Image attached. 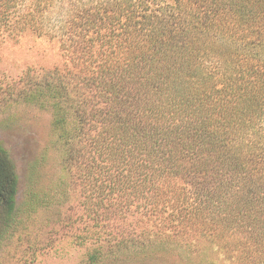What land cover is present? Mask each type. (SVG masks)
Returning <instances> with one entry per match:
<instances>
[{
	"label": "trees",
	"instance_id": "1",
	"mask_svg": "<svg viewBox=\"0 0 264 264\" xmlns=\"http://www.w3.org/2000/svg\"><path fill=\"white\" fill-rule=\"evenodd\" d=\"M19 2L0 0V24ZM75 2L54 23L69 62L0 84L5 106L50 111L62 170L46 184L38 159L20 204L0 144V246L28 236L37 213L76 184L82 212L64 223H82L73 240L94 244L90 264L140 248L153 256L147 224L165 225L163 215L264 264V0ZM41 3L21 14L37 30Z\"/></svg>",
	"mask_w": 264,
	"mask_h": 264
},
{
	"label": "rangeland",
	"instance_id": "2",
	"mask_svg": "<svg viewBox=\"0 0 264 264\" xmlns=\"http://www.w3.org/2000/svg\"><path fill=\"white\" fill-rule=\"evenodd\" d=\"M51 1L42 0V8L36 13L38 25L42 23L43 29L40 26L38 30L33 29L21 21L23 10L33 9V0H21L20 10L14 11L10 23L0 24V84L5 86L18 81L30 67L48 69L63 67L69 62V51L64 49L65 44L63 46L66 36L54 27V23L61 8L62 11L64 7L73 10L72 1L76 2ZM51 120L52 115L47 109L26 103L5 106L0 102V144L8 151L19 177L17 197L20 204L29 184L31 168L38 159L43 158L40 174L44 183L50 184L61 177V152L52 145ZM63 196L37 213L28 236L6 240L0 246V264H90L88 254L94 244L78 245L73 240L81 222L67 227L64 223L70 213L75 219L82 212L78 206L83 198L81 187L74 184L69 194ZM258 207L259 220H263L264 205ZM163 217L168 221L165 225L151 220L147 224L159 243L151 247L153 256H146L149 249L140 248L118 259L108 257L106 264H246L237 256L240 250L233 251L232 257V252L221 247L219 241L205 236L199 228L185 227L176 218ZM256 227L259 232V222ZM245 231L251 233L252 230L247 228ZM239 235L244 237V234ZM137 253L143 256H136Z\"/></svg>",
	"mask_w": 264,
	"mask_h": 264
}]
</instances>
